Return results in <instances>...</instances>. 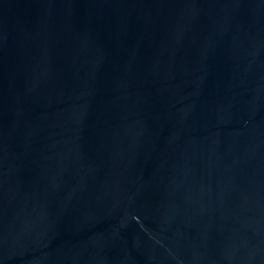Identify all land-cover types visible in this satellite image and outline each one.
<instances>
[{
  "label": "water",
  "instance_id": "water-1",
  "mask_svg": "<svg viewBox=\"0 0 264 264\" xmlns=\"http://www.w3.org/2000/svg\"><path fill=\"white\" fill-rule=\"evenodd\" d=\"M0 264H264V0H0Z\"/></svg>",
  "mask_w": 264,
  "mask_h": 264
}]
</instances>
